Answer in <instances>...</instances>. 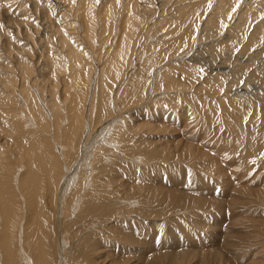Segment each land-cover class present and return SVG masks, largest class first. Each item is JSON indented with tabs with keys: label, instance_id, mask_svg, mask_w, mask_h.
Returning <instances> with one entry per match:
<instances>
[{
	"label": "bare ground",
	"instance_id": "6f19581e",
	"mask_svg": "<svg viewBox=\"0 0 264 264\" xmlns=\"http://www.w3.org/2000/svg\"><path fill=\"white\" fill-rule=\"evenodd\" d=\"M260 87L264 0H0V264H230L216 233L264 264ZM180 101L235 133L238 187L223 166L207 183L209 144L147 138L187 128ZM216 212L230 216L205 228ZM186 220L194 234L178 238Z\"/></svg>",
	"mask_w": 264,
	"mask_h": 264
},
{
	"label": "rangeland",
	"instance_id": "374dc122",
	"mask_svg": "<svg viewBox=\"0 0 264 264\" xmlns=\"http://www.w3.org/2000/svg\"><path fill=\"white\" fill-rule=\"evenodd\" d=\"M152 17H153V15H152ZM154 20H148L147 21V23H146V26H144V27H146L144 30H143V36L141 37L142 38V40L140 39V41L143 43V44H145V46H148V45H150V43H152V41H154V37L153 36H155L157 33H159L160 31L159 30H155V29H152V28H154V26L156 25V24H158L159 22H161V18H157V17H154L153 18ZM154 22V23H153ZM143 27V28H144ZM148 32H147V31ZM148 34V35H147ZM145 35H147V36H145ZM205 38V39H204ZM207 37H202L201 38V43L199 44L200 46H202V45H204V44H207L208 42H209V39H207ZM148 40H149V42H148ZM204 40V41H203ZM208 41V42H207ZM103 44V43H102ZM102 44H99L98 45V47H96L97 48V53L99 52V48H101L102 50L104 49V51H105V48H106V46H105V48H104V46L103 47H101V45ZM199 47V46H198ZM151 51L152 50V48L150 49V47L149 48H147L146 49V51L145 50H143L142 52L145 54L146 52H149V51ZM145 51V52H144ZM106 52V51H105ZM100 53V52H99ZM101 54H104V53H102V51H101ZM141 59V58H140ZM133 60L135 61L136 59L135 58H133ZM139 60V59H138ZM132 71V70H131ZM182 77V76H181ZM185 78V79H184ZM182 80L183 81H186V77H183L182 78ZM264 88V87H263ZM259 89V90H258ZM256 91V92H255ZM260 91V92H259ZM254 92L255 93H258V97H261L262 99H263V101H264V90L263 89H261V87L260 88H257V89H255L254 90ZM263 93V94H262ZM260 94V95H259ZM261 99V100H262ZM139 99H137V101H138ZM182 101H180L179 103H177V104H174V108L176 109V111L180 114V115H183V114H187L190 118L188 119V121L190 122H188L189 124H187V128H186V125H183V126H181V127H179V126H176V127H173V128H175L176 130H177V132L176 133H174V134H171V130L169 131V132H166V131H163V130H161L160 128H157L156 129V127H151V128H153V129H150V128H147V127H144V129L146 130V131H148V135H147V138L149 139V138H151V139H155V140H161V139H165V141L164 142H161V143H156V145H158V146H163L165 143H167V142H170V143H175V144H180L181 143V141L182 140H185V141H192V142H194V140H195V142L194 143H196V144H198V142L199 143H201L200 145L201 146H203V148H204V146L206 145L207 146V144H209V147L211 148V147H213L214 149L216 148L217 150L219 149V150H221L220 152H219V150L218 151H216V150H214V149H212V150H214L215 151V153H214V151H213V153H212V150L209 148V147H206L205 146V148H208V149H210L209 150V152H208V149H207V152L208 153H211V155L209 154V156H211L213 159L215 158V157H213V155L214 156H216L215 154H217V156H218V158H219V160L216 158L215 159V162H216V164H217V162L219 161L220 162V160H221V165H220V163H218L217 165L216 164H210L209 163V166L206 168V169H204V171L205 172H207V173H205L204 172V176H208L207 178V183L209 184V181L212 183L213 181H218V183H221V181L220 180H218V179H220L219 177L220 176H222L221 174H218V172L220 171V170H218V169H220L221 167H219L218 168V166H223L222 168H221V170L223 171V176H222V179H225L226 177H230V179L228 180V179H225V180H228L229 181V184L228 183H226L227 185H228V187H231V185H230V180L232 181V179H231V177L233 178V183H231L232 184V188H233V186H234V188H235V185H236V187H238L239 186V184H242V182L241 183H239L240 182V179L239 180H237L238 178H240V176L238 177H236V175L235 174H238V173H236L235 171H239V167H237V165L235 166V167H237L236 168V170L233 172V171H231L233 168L232 167H234V165H235V163L237 164V162H234V160H233V158H232V160L230 159L229 160V158L230 157H224V156H226L227 154V156H234L235 154V156H237L238 154L237 153H239V155L240 154H243L244 152V148L242 147V150L240 151V152H242V153H240V152H237V153H235L234 155H232V154H230V151H231V149H232V147L230 148V150L228 149L229 148V146H230V143H229V141L228 140H230V139H236V136L234 135L235 133H232V134H230V133H228V132H225V131H223V130H225V129H222L221 131H219V130H207V129H205L203 126H204V123L200 120V117H201V115L199 116V113L192 107V106H189L186 102H182ZM167 104V103H166ZM186 106V107H185ZM130 108V107H129ZM129 108H127V109H125V110H128ZM187 108V109H186ZM144 109V107H142L141 108V110H143ZM124 110V111H125ZM190 110V111H189ZM189 111V112H188ZM121 112H123V111H121ZM190 113V114H189ZM193 118V119H192ZM192 121V122H191ZM191 124V125H190ZM97 125V124H96ZM189 126V127H188ZM193 126V127H192ZM196 126V127H195ZM184 127V128H183ZM179 128V129H178ZM183 128V131L181 130ZM196 130H195V129ZM155 129V130H154ZM186 129V130H185ZM180 132H179V131ZM193 130V131H192ZM200 130V131H199ZM182 131V132H181ZM202 131H204V132H202ZM225 132V133H223V132ZM191 132V133H190ZM197 132V133H196ZM206 132V133H205ZM222 132V133H221ZM204 133V134H203ZM226 136H225V135ZM198 135V136H197ZM205 135V136H204ZM222 135H224V136H222ZM193 136H194V138H193ZM207 136H208V138H207ZM229 136V137H228ZM231 136V137H230ZM232 136H234V138L232 137ZM192 137V138H191ZM198 137V138H197ZM201 137V138H200ZM213 137V139H209V138H212ZM220 137V139H221V141H220V139H218ZM191 138V139H190ZM204 139V141L202 142V140L200 141V139ZM194 139V140H193ZM226 139V140H225ZM207 140V141H206ZM209 140H211V141H209ZM218 140V141H217ZM214 141V142H213ZM221 143H220V142ZM228 141V142H227ZM217 144H216V143ZM202 143H206L205 145L203 144L202 145ZM221 144H225V145H223V146H220V147H226L227 149L226 150H228V152L223 148V149H220V147L218 148V146L219 145H221ZM227 145H229L228 147H227ZM181 147H183V146H180V148ZM10 149H12V148H10ZM204 150H206V149H204ZM226 151V153L224 152V151ZM217 152V153H216ZM222 152H224V153H222ZM223 154V156L221 155V158L222 157H224V159L225 158H228L227 160H229L228 162H227V160L225 159V161L223 160V158L222 159H220V155H218V154ZM184 155V154H183ZM216 156V157H217ZM209 159H211V158H209ZM209 159H207V160H209ZM213 159H212V161H213ZM217 160V161H216ZM253 161H254V158H253ZM253 161L250 163L251 165L253 164ZM223 162H225V163H223ZM232 163V164H231ZM223 164V165H222ZM250 164H249V170H250V168H251V166H250ZM214 165V166H213ZM254 166H255V164H253ZM217 166V168L218 169H216L215 167ZM212 167V168H211ZM224 167H227V168H230V170H227V168L225 169ZM253 167V166H252ZM223 168H224V170H223ZM185 171H187V173L189 174V173H191L192 174V176H193V179L191 180L192 182H190L189 183V185H190V187H191V189L193 188H196V186H197V182H199L198 180L199 179H197V176H196V173L197 172H199L197 169H195V168H193V170H190V165L189 164H186V167H185ZM214 169H216V170H214ZM235 169V168H234ZM177 170V169H176ZM211 170H212V172H211ZM214 171H217V174L214 172ZM228 172V171H231L230 173H232V175L231 174H229V172H228V174L229 175H231V176H229L227 173H225V172ZM237 171V172H238ZM261 171H262V173H261V176H259L260 174H258L257 175V177H254L255 175H253V172H252V175H251V179H252V185L253 186H256V188H263V181H264V169H261ZM209 172V173H208ZM210 173H212V176H211V174ZM224 173L225 174H227V175H224ZM195 174V175H194ZM210 176H209V175ZM214 174V175H213ZM190 175V174H189ZM214 176H217L216 177V179H214L215 177ZM226 176V177H225ZM211 177V178H210ZM237 179H236V178ZM210 178V179H209ZM218 178V179H217ZM213 179V180H212ZM236 179V180H235ZM259 180V181H258ZM261 180H262V182H261ZM228 181H225V182H228ZM234 181H235V183H234ZM194 182H195V184H194ZM254 182V183H253ZM259 184H258V183ZM214 183V182H213ZM215 183H217V182H215ZM244 183V182H243ZM257 183V185H255ZM260 185V186H259ZM227 201H229V203H231V204H233V199H230L229 197L227 198ZM222 205H226L225 204V202H223V203H221ZM217 205V204H216ZM227 205H230V204H227ZM228 212H225V213H221V215L220 214H218L217 212H216V215L214 214V213H212V214H209L208 215V220H209V223H207L206 225L207 226H205V228H208V226L210 225H213V223L214 222H216V220H219V219H221L222 217H225V218H229L228 216H230V215H228V214H230V213H228ZM210 215H212V216H210ZM218 215H220V216H218ZM220 217V218H219ZM213 221V222H212ZM230 221H231V223H227V222H229V220L226 222L227 224L226 225H228L229 227H233L234 228V230H240L241 229V226H240V224H234L233 223V219L231 218L230 219ZM202 222H205V221H202ZM211 222V223H210ZM191 223V221L190 220H186L185 222H183V223H179L181 226H183L187 231H183V234L181 235V231H179V234H180V236L178 237V238H181L182 239V237L185 235H188L189 233L190 234H194V230L192 229V227L194 228V227H197V226H195V225H192V227H190L189 226V224ZM210 226H209V229H210ZM219 227V226H218ZM214 229L215 230V226H213V227H211V229ZM222 230H224V227H222ZM221 230V231H222ZM177 231V230H176ZM176 231H174L173 232V234H177V236H178V231L176 232ZM218 231H220L219 229L218 230H216V232H218ZM224 232V231H223ZM184 236V237H185ZM183 237V238H184ZM238 244H241L240 242H239V240H237V239H233V237L232 236H230V235H224V233L221 235V236H217V233H216V235H215V241H214V244L212 245L214 248L216 247V248H221V249H223V250H225V251H227V252H229L231 255H230V257H231V263L230 264H252V262H254L255 264H257V263H259L260 261H259V259L258 258H252V257H245V258H242L241 256H240V254H239V249L241 250V248L238 246ZM250 246H252V247H254L255 245H250ZM260 246V245H259ZM192 247H195V246H192ZM256 247V246H255ZM195 248H197V247H195ZM258 249H260V247H258ZM259 253H260V251H259ZM260 254H264V252L263 253H260ZM246 260V261H245Z\"/></svg>",
	"mask_w": 264,
	"mask_h": 264
}]
</instances>
